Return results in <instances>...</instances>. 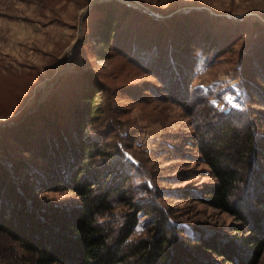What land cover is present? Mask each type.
I'll use <instances>...</instances> for the list:
<instances>
[{"label": "rangeland", "instance_id": "obj_1", "mask_svg": "<svg viewBox=\"0 0 264 264\" xmlns=\"http://www.w3.org/2000/svg\"><path fill=\"white\" fill-rule=\"evenodd\" d=\"M107 17L118 23L109 46L99 35ZM86 77L104 85L95 96L103 113L88 126L90 138L106 140L112 151L121 147L126 156L137 154L159 186L178 189L162 202L182 220L184 234L191 230L221 246L244 234L229 213L200 199L212 179L191 139L195 126L215 115L195 95L198 89L223 108L236 103L243 84L249 109L264 112V0H0V127L20 136L8 146L16 160H42L43 149L57 141L58 124L68 125L69 143L81 138L83 95L98 88ZM115 127L127 135L117 137ZM115 138H132L131 149ZM129 173L138 191L150 177ZM174 174L178 179L164 177ZM47 195L59 202L75 198L71 191ZM139 218L144 227L133 237L147 227L143 213ZM7 250L0 235V264H20ZM201 255L207 264L231 262L214 251ZM256 264H264V249Z\"/></svg>", "mask_w": 264, "mask_h": 264}, {"label": "trees", "instance_id": "obj_2", "mask_svg": "<svg viewBox=\"0 0 264 264\" xmlns=\"http://www.w3.org/2000/svg\"><path fill=\"white\" fill-rule=\"evenodd\" d=\"M110 21L104 19L103 31L99 32L100 40L108 46L118 26ZM95 27L93 22L92 29ZM186 37V42L194 43ZM105 53L106 49L101 51ZM86 79L90 88H98L83 95L78 113L87 124L83 123L82 136L75 143L68 142V125L58 124L57 141H50V146L43 149L44 154L39 156L42 160H16L14 156H18L8 146L20 142V136L0 127V235L8 240V255L19 257L20 264H207L201 253L214 251L230 264H256L264 249V112L249 109L244 85L237 91L236 103L223 108L210 101L211 93L198 89L195 94L206 100V109L215 114L201 127L195 126L191 139L196 159L208 167L212 179L200 192V199L229 213L246 229L221 246L212 237L194 236L191 230L189 235L184 234L187 228L182 220L162 202L170 195L166 193L178 189L159 186L135 152L126 156L121 147L115 146L112 151L106 140L90 138L88 126L103 113L95 96L104 85H94L91 77ZM249 101L253 103V98ZM259 104L264 107V99ZM113 130L117 137L127 135L119 127ZM115 139H124L123 146L131 149L128 142L132 138ZM93 161L95 166L90 165ZM141 171H147L150 177L138 191L133 188L138 186L133 185L136 176L131 182L129 172ZM164 177L178 179L177 174ZM65 191H71L74 200L59 202L47 195ZM118 213H125L123 222L110 223ZM140 213L147 227L137 238L133 233L141 224L144 227ZM97 217L105 222L98 223ZM130 236L136 242L127 243ZM245 248L248 254L243 256Z\"/></svg>", "mask_w": 264, "mask_h": 264}, {"label": "clouds", "instance_id": "obj_3", "mask_svg": "<svg viewBox=\"0 0 264 264\" xmlns=\"http://www.w3.org/2000/svg\"><path fill=\"white\" fill-rule=\"evenodd\" d=\"M114 216H115V220L114 221H109L110 223L111 222H118V223H122L123 221H122V218H121V215H119V214H114ZM97 222L98 223H100V224H103L105 221L103 220V219H101V218H99V217H97ZM143 229H141L139 232H137L136 233V237L137 238H140L141 236H142V234H143ZM127 243H134V242H136V239H133L131 236H130V238L126 241Z\"/></svg>", "mask_w": 264, "mask_h": 264}]
</instances>
